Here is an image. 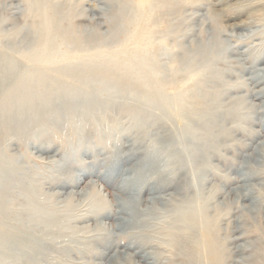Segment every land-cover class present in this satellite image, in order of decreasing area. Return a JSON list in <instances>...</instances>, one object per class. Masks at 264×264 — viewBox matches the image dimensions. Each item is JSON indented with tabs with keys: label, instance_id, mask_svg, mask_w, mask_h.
Here are the masks:
<instances>
[{
	"label": "rangeland",
	"instance_id": "obj_1",
	"mask_svg": "<svg viewBox=\"0 0 264 264\" xmlns=\"http://www.w3.org/2000/svg\"><path fill=\"white\" fill-rule=\"evenodd\" d=\"M124 1L120 6L116 0H0V56L9 54L13 61L30 67L36 63L35 58H25L23 52L33 43L35 55L43 58L45 49L50 57L54 56L49 58L51 62L55 58L60 64L89 60L98 65L123 66L127 62L132 68L136 59L144 58L145 66L136 74L144 70L152 76L159 74L162 85L156 87L162 86L168 96L178 94L193 109L208 106L202 95L206 92L220 90L219 99L225 106L238 100V105L248 111L244 127L226 123L231 131L224 141L227 147L218 141L220 155H215L209 164L205 187L219 186L211 200L217 210L224 211L220 220L212 222L219 227L218 236L224 242L223 264H264V145L260 152L255 150L264 141V0H145L142 5L138 0ZM114 3L118 6L115 15L110 11ZM51 18L57 22L55 27L61 23V28L66 29L64 36L54 29ZM28 27H35L36 35H24ZM46 28L55 41L44 40ZM203 47L210 54L200 59ZM194 56L199 62L188 66L193 62L186 61ZM149 60L153 65L146 64H150ZM47 66L40 64L41 70ZM85 80L82 91H93L99 85L90 76ZM126 111L120 118L125 127L131 126V115L142 112L136 108ZM47 112L42 109L40 114ZM117 115L112 112L107 117L115 118V122ZM41 118L27 133L17 130L6 135L3 142L0 138L1 156L15 157L17 162L11 161V165L21 164L25 174L24 180L10 178L4 184L0 177V264H182L180 257H170L164 250L161 239L140 247L136 229L114 228L112 235L103 239L117 222L114 204L124 193L118 182L123 176L138 174V170H130L142 162L151 139L160 131V121L148 124L145 137L136 128L124 134L116 128L113 139H108L96 124L99 118H89L81 141L82 132L72 130L67 123H58L60 116L45 124ZM131 149L137 152L130 156L126 152ZM194 164H199L198 159ZM113 168L111 176H106L105 172ZM248 172L258 175L243 180V174ZM246 185L252 186L250 192L245 191ZM169 188L164 193L174 191ZM146 195L148 191L143 188L139 194L142 206L147 205ZM255 195L262 201L259 212L247 207L252 204L249 207L255 208ZM98 207L111 208L110 217L88 215ZM61 209L64 215L58 221L36 224V219ZM58 223L65 225L63 233H43ZM95 233V239L88 241ZM106 241L110 249L98 256L96 252L104 249ZM153 250L160 253L158 262L141 259V254ZM36 251L40 252L27 254ZM125 252L132 253L128 260L121 258ZM114 253L118 257L121 254L120 258Z\"/></svg>",
	"mask_w": 264,
	"mask_h": 264
},
{
	"label": "bare ground",
	"instance_id": "obj_2",
	"mask_svg": "<svg viewBox=\"0 0 264 264\" xmlns=\"http://www.w3.org/2000/svg\"><path fill=\"white\" fill-rule=\"evenodd\" d=\"M117 1L116 4L120 6L125 2L124 0ZM138 1L141 5L145 4V0ZM116 4L114 3L115 8L113 5L110 6V11L114 15L116 14ZM51 21L54 29H59L62 36H64L66 29L61 28V23L55 27L54 25L57 22L52 18ZM35 31V27H28L23 33L26 36L31 35L33 37L37 33ZM45 32L44 40L49 43L56 40L51 37L49 28H46ZM46 41L42 44L44 45ZM34 49L35 46L32 43L30 48L23 52L25 58H35L34 62L36 63L30 64V67L27 63L23 65L13 61L14 59L9 57V54L8 56L5 54L0 56L1 141L4 140L6 135L15 134L17 130L21 133H27L28 129L37 124L39 117H42L40 120L44 119L41 121L44 123L46 121H56L55 117L60 116L61 119L58 120V123L60 122L62 125L67 123L72 130L79 129L81 132L87 127L89 118H99L96 124L108 139H113V131L116 128H119L121 134L127 133L129 129L136 128L145 137L148 133V124L151 125L160 121V131L151 139V142L149 141L150 145L147 147L142 162L140 160L139 164L130 170L134 172L138 170V174L131 173L133 175L131 177L123 176L118 182V188H122L124 193L118 195L119 198L114 204V215H116L117 222L114 225L112 224L108 229L109 233L104 234V238H102L106 239L111 236L115 229H136V235L140 239L138 243L140 247L151 244L155 239H161L160 244L163 245V248H166L164 250H167L170 257H180L179 262L182 264H223L224 242L218 236L219 227H215L216 225L214 226L212 222V220L214 222L220 220V216L224 211L222 208L217 210L218 206L211 200L213 194L218 192L219 186L214 185L212 188L206 189L205 183L209 179V164L212 158L220 153L218 152L219 142L223 147H227L224 141L231 131L230 126L225 127L226 123L230 121L237 128L244 127L242 124L245 123L248 115L245 107L238 105V100L229 103L228 106L223 105L219 99L220 90L218 92L216 90L202 94L207 100V107L201 106L193 109L187 105L186 100L179 99L178 94L168 96L162 92V86L161 88L156 87V85H162L158 78L159 74L156 73L152 76L147 70L141 71L142 74H136L139 68L145 66L144 58L136 59L135 65L131 66L132 68L129 64V66L126 64L127 62H124L123 66L120 63L118 65L115 63L98 65L89 62V60L60 64L56 63L55 58V62H51L54 56L50 57L45 49L43 58L35 55ZM199 52H201L200 59L210 54V50L206 47L201 48ZM63 53L66 54L65 51ZM191 59L186 61L187 64L190 61L193 62L188 66H196L200 60L197 56ZM197 59L198 61H196ZM152 60H149L150 64H146L153 65L155 60L153 62ZM42 62L48 64V68L45 67L48 70H41L40 64L42 65ZM49 65L52 67H49ZM85 76H90L92 81L98 82L99 85L93 91L85 89L82 91L80 89L87 83ZM79 82L82 84L79 85ZM126 108H136L142 112H140L141 114L131 115L132 124L125 127L120 123V118H122L123 112H127ZM42 109H47V114H40ZM112 112L119 115V119L116 118L119 122H114L115 118L109 120L107 115L109 116ZM126 114L128 115V113ZM39 129L41 128L38 127L37 130ZM256 134L259 135L258 132ZM83 137L82 132L79 140L82 141ZM133 142L136 143L135 140ZM263 145L264 141L253 147L260 152ZM136 152L131 149L126 153L131 156ZM1 153V182L3 184L9 182L8 179L10 178L24 180L25 174L21 164H18V166L11 165V161L15 160L17 162L16 158H8L4 154L1 156ZM120 153L121 150L118 157L121 155ZM253 158L256 157L253 156ZM195 159L199 161L196 166L194 164ZM109 170L105 172L106 176H111L110 173H113L115 168L111 169L110 172ZM4 172H7L8 176L2 175ZM256 175L258 174L248 172L243 174L242 179L249 181ZM224 179L226 178L222 180L225 181ZM167 186L173 188L174 191L164 193ZM243 187L241 186L240 189H243ZM251 187L247 186L245 191L250 192L251 189L249 188ZM143 188L148 191V196L146 195L144 198L146 206H142L143 199L139 197ZM252 202L255 208L249 207L252 204L247 205V207L259 212L262 202L259 195H255ZM111 211L112 209L107 207L92 208L91 213L88 215L93 217L98 215L100 218L110 217ZM63 215L64 211L61 209L56 211L54 215L51 214V216L36 219V224H43L44 222L43 225H48L47 222L58 221V217L61 218ZM17 223L23 227L20 222ZM61 224L55 228L49 227L43 233L46 232V234H52V236L61 231L63 233L65 225L62 227ZM21 226H18V228ZM95 237L96 233L90 235L87 240L95 239ZM97 237H100V234ZM102 242L105 243L104 240ZM77 243L81 244L80 242ZM109 244L106 241L104 249L96 252L97 255L104 256L107 253L105 250L110 249ZM37 252L40 251L27 252V254L37 255ZM130 254L132 253L125 252L121 258L126 257L128 260ZM114 255L118 259L121 254L119 257L118 253H114ZM141 255L142 260L152 258L153 262H158L160 257V253L155 252V250L146 251ZM35 262L32 264H35Z\"/></svg>",
	"mask_w": 264,
	"mask_h": 264
}]
</instances>
